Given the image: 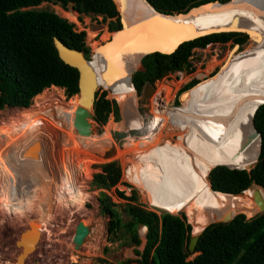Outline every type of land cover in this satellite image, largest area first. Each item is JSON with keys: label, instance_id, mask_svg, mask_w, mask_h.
Wrapping results in <instances>:
<instances>
[{"label": "bare ground", "instance_id": "obj_1", "mask_svg": "<svg viewBox=\"0 0 264 264\" xmlns=\"http://www.w3.org/2000/svg\"><path fill=\"white\" fill-rule=\"evenodd\" d=\"M121 1L115 2L126 9L124 22L150 16L146 0ZM66 17L73 20L75 15L66 14ZM178 19L194 24L205 33L239 30L249 34L254 43L247 49V57L183 94L181 108L170 106V109L167 97L160 99L157 96L150 133L131 140L128 148L125 146V149L130 147L134 155L126 172L128 181L143 192L149 206L172 215L185 214L193 228L192 233L197 234L211 223L208 218L211 212H216L217 219L226 212L232 215L241 213L249 219L258 212L254 203L255 191L264 202L261 188L248 189L244 196L224 195L213 193L207 179L213 168L223 166L248 170L257 160L259 138L252 136V121L255 111L264 103V0L213 3ZM232 55L228 52L224 62L216 65L225 69L223 65L230 62L228 59ZM107 56L110 57L97 47L89 62L96 86L104 85L109 89ZM122 57L120 62L115 61L114 66L120 68V75L124 71L129 78L140 66V55L126 49ZM126 82L117 84L111 93L122 111L123 122L118 127L124 132L141 130L143 121L136 109L135 91ZM50 91H57V94L48 95ZM77 106L78 101L64 102L59 88L43 91L34 98L32 107L22 109L18 125L24 131L18 138L13 135L15 140L8 145L12 151L0 149V185H5L2 197L18 198L27 184H37V188H33L35 190H28L31 193L28 199L31 202L35 200L38 205L37 214L31 229L28 221L27 229L31 231L20 243L23 245L37 236L30 251L35 250L38 244L42 224L54 220V211L60 208L64 191L74 193L76 190L73 179L68 175L69 170L78 177L73 161L82 150L100 152L108 147V133L93 138V133L86 137L75 131L73 120ZM77 140L81 145H76ZM26 146L28 148L22 151ZM62 146L68 149L62 150ZM62 153L63 159L60 160ZM14 183L18 185L15 188L12 187ZM217 194L230 199L222 202ZM27 257L26 254L22 259Z\"/></svg>", "mask_w": 264, "mask_h": 264}, {"label": "trees", "instance_id": "obj_2", "mask_svg": "<svg viewBox=\"0 0 264 264\" xmlns=\"http://www.w3.org/2000/svg\"><path fill=\"white\" fill-rule=\"evenodd\" d=\"M146 1L156 12L171 16L187 14L208 3L227 4L229 0ZM43 3L60 5L63 9L72 5L78 14L102 16L104 20L118 16L112 0H0V110L4 107L26 109L32 99L51 87L64 89L66 98L78 93V72L58 58L52 39L57 38L89 59L85 33L76 32L73 24L53 12L29 9ZM119 28L117 20L110 24L109 31ZM247 39L248 36L241 33L212 34L184 43L171 55H148L141 60L142 71L132 76L135 91L140 95L145 84L153 86L169 73L189 71V58L194 49L229 40L240 46ZM196 83L191 81L185 91ZM98 92L93 108L94 121L103 125L112 115L117 122L120 118L117 103L106 99V91ZM253 122L261 138L257 163L250 171L223 166L213 168L208 174L213 193L240 195L253 185L264 190V103L255 111ZM98 168L100 172L92 180L96 188L109 191L119 183L121 170L117 162L100 164ZM118 194L128 201L124 207L129 217L127 222H122L116 204L105 193H100L99 207L109 217V236H116L123 229L131 243L139 246L137 229L146 228V245L142 253H137L140 256L138 264H264V214L250 220L240 214L228 224L209 225L194 249V254L198 255L188 260L193 255L188 251L191 225L184 215H158L149 211L136 203L134 190L128 198H124L122 192Z\"/></svg>", "mask_w": 264, "mask_h": 264}, {"label": "rangeland", "instance_id": "obj_3", "mask_svg": "<svg viewBox=\"0 0 264 264\" xmlns=\"http://www.w3.org/2000/svg\"><path fill=\"white\" fill-rule=\"evenodd\" d=\"M29 9L53 12L73 24L76 32H84V42L86 47L89 48V57L94 53L95 48L109 39V33L111 34L114 32L109 31L110 24H115L114 18L104 20L102 16H85L78 14L73 11L72 5H68L66 9H63L60 5L43 3ZM72 13H74L75 17L73 20H69L70 18L68 19L66 14ZM235 45L233 40H229L224 44L214 43L207 45L203 49H194L190 57L191 68L189 71L174 72L160 79L157 86L155 85L156 82L153 86L145 84L142 93L140 95L135 94L136 109L143 121L141 130L124 132L119 129L118 125L123 122L120 108V118L117 122L114 121L112 115L109 116L107 122L103 125L93 121L94 132L92 137L99 138L105 133H108V147L107 149L102 148L100 152H87V150H82L81 155L78 156L79 159L76 158L73 161L74 172L76 174L78 173V177L71 174L69 170L68 175L70 179H73L72 181L74 187L76 186V190L74 193L66 190L64 191L65 194L63 193V195H61L62 206L60 205L59 209H55L57 211H54V220L52 219L48 224H42L40 238L37 242L38 244L36 243L37 246L35 250L31 251L32 253L24 260V264H138L137 262L140 260V256L137 253H142L143 251L142 238L146 234V230L142 227L137 229V234L141 241L139 246H135L131 243L129 235L123 229L120 230L116 236H109L107 233L109 217L100 210L98 199L100 193H105L111 198V201L116 204L115 209L119 213L123 223L129 220V217L124 212L125 204L128 201L122 199L118 192H122L124 198H128L132 195L131 192L134 190L137 196V204L158 215L167 213L149 206L147 197L143 192L132 185L126 178V172L128 171L130 161L133 159L134 155L131 154L130 147L129 149H125V146L128 148L127 144L132 143L131 140L150 133V126L155 114L153 112V102L155 104L157 98L155 96L158 95L161 89H165L166 94H164V97L166 96L168 99L167 104L169 108L170 106L174 109L181 108V103L183 101L180 102L179 97L182 99V95L190 91L196 85H199L204 80L208 81L218 73L226 72L234 65V62L240 61L243 57H247V49L254 45V43L252 40L247 39L238 49L235 48ZM249 51L251 52L253 50L250 49ZM228 52H230V54L233 53V55L228 59L230 61L229 63H224L223 66H225V69L220 65L217 66V63L224 62ZM221 69H223V71ZM137 71H142V67L139 66L134 73ZM193 80L197 83L191 89L185 91L188 84ZM103 86L104 85H102V87ZM103 88L106 87L104 86ZM168 89L169 95L167 94ZM61 90L64 102H69V104H71L77 101V97L66 98L64 89ZM97 91L101 94L105 90L99 88ZM55 94H57V91H50L48 95ZM106 99L109 101L114 99L117 102L115 97L113 98L108 92L106 94ZM33 102L34 99H32L31 105L28 108L32 107ZM21 111L22 108L9 107H4L0 110V149L3 148L6 150L10 141L15 140L13 139V135L18 138L20 132L24 131V128L18 125ZM119 134H124V136L119 137ZM174 141L176 140L174 139ZM76 145H81L78 140ZM64 149L68 148L62 146V150ZM62 159L63 153L62 156H60V160ZM112 161L117 162L121 170L119 183L109 191L96 188L92 184V180L93 176L100 172L98 166ZM256 187L257 186L253 185L249 189H255ZM4 188L5 185L2 183V185H0V264H14L17 254L22 247V244L16 245V242L19 240L22 232L27 229L28 221L34 220L37 214L38 205L35 203V200L31 202L28 199V195H31L28 190L37 188V184H27V187L21 189L22 194L19 195L18 198L12 196L14 200L12 197L8 199L1 196V193H4ZM245 193L241 194V196H244ZM12 194L14 195L13 192ZM23 195L24 197H22ZM217 195H220L218 198L222 202H227L230 199L228 196L221 194ZM240 214L241 213H238L236 216ZM181 215L185 216L183 213L173 216L180 217ZM80 221H84L85 226L89 227L90 232L83 245L78 250H75L72 240L75 227ZM187 223L190 224L188 220ZM192 230L193 228L191 226V232ZM195 255L196 254L191 255L188 260H192Z\"/></svg>", "mask_w": 264, "mask_h": 264}, {"label": "water", "instance_id": "obj_4", "mask_svg": "<svg viewBox=\"0 0 264 264\" xmlns=\"http://www.w3.org/2000/svg\"><path fill=\"white\" fill-rule=\"evenodd\" d=\"M112 1L118 13L117 18H114L115 19L114 21L116 22L118 20L120 24V28L117 31L111 33L112 35H110L109 39L103 42L99 46L101 49L106 51L107 55L110 56L109 58L107 56V59H105L106 67L108 66L109 69L108 74H110V78L107 81L108 83L111 84L109 89L96 86L94 79L92 78L93 70L89 62V59L91 57L89 59H86L82 52L68 48L63 43H61L57 38L52 39V43L54 49L57 52L58 58L65 65L75 69L78 72V93L72 96V98L77 97V101H78V106L76 107V112L73 120V127L75 131L79 133V135L81 136L87 137L92 135V133L94 132V128L92 124V122L94 121L93 108H94V103L96 101V92L99 88H102L111 95L113 88L117 84L122 83L123 81H127L126 83H128V85H130L131 88L135 91V88L132 83V75L135 70L131 73V75H129V78H127L124 74V71H122L120 75L119 72L120 68L118 69L115 68L114 66L115 61L120 62L123 59L122 52L125 51L126 49H128L129 52L132 54L140 55L139 65L141 66V60L148 55L151 54L171 55L184 43L191 42L196 39L209 36L212 34L241 33L247 35L248 39L251 38L249 34H246L239 30L212 31V33L211 32L205 33L204 31L198 30L194 24L188 23L186 21L182 22L178 19V17L188 15L192 10L197 9L199 7L191 9L187 14L169 16L156 12L154 8L149 3H147L151 12L149 17H146L145 19H141V20L130 19V21L124 22L123 14L126 15L125 13L126 9L122 8L121 6L120 7L117 6L115 2L117 0H112ZM121 2H123V0ZM213 3H218V2H213ZM213 3H208L205 5H210ZM235 48L238 49L239 45L236 44ZM135 94L137 95L136 91ZM112 97L114 98L115 96ZM180 99L181 97H179V101ZM117 106L118 108H120V105L118 103ZM252 123L254 129L253 131L254 134H252V136L253 137L257 136L259 138V152H260V145H261L260 133L255 128L253 121ZM259 152H258V156H259ZM258 156L256 163L258 161ZM252 168L248 170L239 169V168H230V169L250 171ZM231 196H239V195H231ZM254 203L258 210L256 215L264 214V202L256 191L254 193ZM235 216L236 215H232L230 212H226L217 219L216 212H211V214L208 216L211 223L205 226L204 228H202V230L197 234H193L191 232L188 243V251L194 254V249L196 247L200 235L209 225L228 224L235 218ZM252 218L249 219L246 218V219L250 220ZM32 222L33 220H30L29 222L30 229L32 228L31 227ZM30 231L31 230L26 229L24 232H22L19 240L16 242V245L22 243L21 241L24 235H27ZM89 232H90L89 227L85 226L83 224V221H80L77 224V226L75 227V233L72 240V244L75 250H78L83 245ZM36 237L37 236L31 238L32 239L31 241H27L22 245V247L20 248V252L17 254L14 264H22V263L24 264L25 261L22 258L26 256V254L27 256H29L32 253L30 250L34 248L32 243L34 242ZM142 241H143V249H144L146 245L145 235L143 236Z\"/></svg>", "mask_w": 264, "mask_h": 264}, {"label": "built area", "instance_id": "obj_5", "mask_svg": "<svg viewBox=\"0 0 264 264\" xmlns=\"http://www.w3.org/2000/svg\"><path fill=\"white\" fill-rule=\"evenodd\" d=\"M189 61H190V58H189ZM177 72L179 73V72H182V71H176V73H177ZM173 73H174V72H173ZM170 74H172V73H169L167 76H169ZM167 76H165V77H167ZM162 79H163V78H162ZM158 83H159V80L156 81V84H155V85L157 86ZM164 94H165V89H163V90L161 89V91L158 92V95H157V96H159V98L162 99V98L164 97ZM157 96H155V97H157ZM153 105H154V108H156V105L154 104V102H153ZM154 116H155V114H154ZM1 147H2V146H1ZM27 148H28L27 146L24 147L22 151H25ZM6 150H10V151H12V150H11V146H8ZM17 186H18V185L15 184V183L12 185V187H14V188L17 187Z\"/></svg>", "mask_w": 264, "mask_h": 264}, {"label": "clouds", "instance_id": "obj_6", "mask_svg": "<svg viewBox=\"0 0 264 264\" xmlns=\"http://www.w3.org/2000/svg\"><path fill=\"white\" fill-rule=\"evenodd\" d=\"M142 228H144V227H142Z\"/></svg>", "mask_w": 264, "mask_h": 264}]
</instances>
